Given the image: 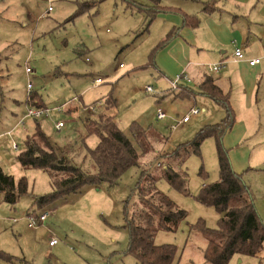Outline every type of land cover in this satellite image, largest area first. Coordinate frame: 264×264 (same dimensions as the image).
<instances>
[{
  "label": "rangeland",
  "instance_id": "374dc122",
  "mask_svg": "<svg viewBox=\"0 0 264 264\" xmlns=\"http://www.w3.org/2000/svg\"><path fill=\"white\" fill-rule=\"evenodd\" d=\"M83 1L86 0H52V10L47 12L45 0H0V166L15 178L24 175L28 190L13 205L3 201L0 194V251L12 256L9 260L0 259V264H137L126 251L129 233L123 204L129 198L130 206L136 199L132 191L139 177L137 166L127 169L113 186L101 184L95 189L86 186L68 195L57 203H64L61 208L52 206L53 214L43 223L28 226L26 211L31 207V195L52 190L45 170L21 167L16 160L33 121L26 119L25 126L11 137L6 134L24 111L29 81L31 91L41 95L47 105L62 104L73 97L80 101L71 103L69 111L47 120L44 132L59 145L74 142L84 134L82 123L89 114L82 106L101 101L97 109L101 110L103 96L115 99L113 113L126 135H130L132 121L143 127L152 126L168 136L162 145L165 150L190 139L200 126L211 121L200 124L204 115H198L185 126L168 131L171 118H180L193 100L167 97L157 104L156 93L144 90L145 85L155 88L160 83L149 60L169 29L164 20L155 18L149 22V17L139 8L140 4L152 5L154 1L101 0L80 12L79 3ZM164 1L160 4L168 5ZM25 65L31 68V73L25 72ZM96 78L101 81L95 83ZM206 101L214 106L209 99L198 98V107L205 109L203 114L209 111ZM157 105L166 111L165 120L153 119ZM216 108L223 112L221 107ZM58 119L65 122L59 132L53 127ZM11 138L18 145L16 150L12 149ZM96 142L95 135L86 138L89 147ZM79 153L84 152L82 149L72 152L77 162L81 160ZM151 157L144 156L142 163L149 165ZM260 165L264 167V161ZM150 167L156 173L155 166ZM184 169L185 192L171 188L163 180L158 187L186 210L187 216L175 231L157 230L154 242L174 244L180 255L176 264H208L203 259L204 236L189 227L198 219H203L208 227L217 225L214 208L200 204L195 197L202 184L218 178L215 142L205 140L200 153L186 160ZM246 180L264 191L263 169L256 170ZM51 238L57 241L53 248L48 245ZM257 260L256 256H237L229 264H255Z\"/></svg>",
  "mask_w": 264,
  "mask_h": 264
},
{
  "label": "trees",
  "instance_id": "16d2710c",
  "mask_svg": "<svg viewBox=\"0 0 264 264\" xmlns=\"http://www.w3.org/2000/svg\"><path fill=\"white\" fill-rule=\"evenodd\" d=\"M101 0H86L79 3V10L96 5ZM132 1V0H128ZM152 5L140 4L151 22L158 13H177L178 11L152 0ZM134 2V1H133ZM211 2L205 6L209 9ZM182 25L171 30L152 50L149 63L155 67V56L171 39L178 35L183 26H195L198 18L182 15ZM176 97L192 95L190 88L178 86ZM199 93L213 99L225 110V117L218 123L205 125L198 129L187 141L177 144L171 150H161L167 136L152 126L143 127L135 121L129 125V136L118 126L113 113L115 99L104 97L103 109L95 112L84 121V134L72 143L59 145L35 124L26 135L23 148L17 153L16 160L21 167L45 170L50 179L52 190L42 195H31V207L27 214L36 215L60 199L80 191L85 186L99 188L101 184L113 186L122 174L132 166L139 167V177L132 195L136 199L124 201L125 227L129 233L126 251L133 255L137 264H176L179 252L174 244H156L157 230L175 231L187 216L186 210L179 208L167 194L162 192L158 183L165 181L171 188L186 191L187 173L184 165L189 156L199 154L204 140L213 138L218 164V178L204 184L196 194V200L205 206L213 207L218 214L216 227H208L203 219L190 225V230L200 232L206 242L203 259L208 264H229L235 254L255 256L264 242V223L256 209L250 186L243 174L236 173L230 164L227 149L222 137L233 122V115L226 95L218 88L211 76H206L200 84ZM25 103L44 106L39 94L31 91ZM90 119V120H89ZM95 135L98 139L94 147L86 144V138ZM83 150L79 162L73 159L72 152ZM151 155L149 165L142 163L144 156ZM143 164V165H142ZM154 165L151 168L150 165ZM153 169V170H152ZM27 179L23 175L15 178L0 166V194L3 201L13 205L27 194ZM0 251V258L11 259Z\"/></svg>",
  "mask_w": 264,
  "mask_h": 264
},
{
  "label": "crops",
  "instance_id": "0c3cea01",
  "mask_svg": "<svg viewBox=\"0 0 264 264\" xmlns=\"http://www.w3.org/2000/svg\"><path fill=\"white\" fill-rule=\"evenodd\" d=\"M164 2L168 4L164 6L178 11L177 13H158L155 16V18L168 23L169 29L167 33L182 25L183 14L196 16L198 24L181 27L178 30V35L157 52L154 60L156 65L154 69L157 71L160 83H158L157 87H153L155 89L154 93H156V103L160 104L167 97L171 100L175 98L193 100L189 107L190 110L192 107H198V98L209 99L214 106H211L206 101L209 111L203 114L205 111L203 108L199 114L191 118L204 115L200 118V124L207 120L214 122L204 123L200 128L205 125L218 123L225 117L224 108L210 97L199 93L200 84L206 76H211L214 79L215 85L226 95L234 119L231 128L222 137V144L227 149L232 169L236 173L243 174L245 181L255 194L254 203L264 223V191H260V189H257L246 180L256 170H264L263 165H260L264 161L262 159L264 158V60L256 66H249L246 60L235 61L232 58V52L236 47L242 48L245 58L261 55L264 41V0H165ZM208 2H211L212 5H209V9H205ZM217 62H223L219 70L209 72L206 69L207 64ZM180 72H185L190 77L188 81L179 83L180 86L192 90V95L188 97H176L178 89L171 90L168 84V80ZM104 97L101 99L104 100ZM39 98L43 105H47L41 95H39ZM25 106L26 103L24 111ZM217 106L221 107L223 112L218 110ZM157 107H161L164 110L160 105H157ZM164 112L166 113L165 110ZM152 116L155 119V111ZM86 117L88 118V116ZM178 119L171 118L166 130L169 131L171 124ZM31 120L33 121V124H31L32 130L34 125L37 124L44 131L47 126L46 123H48L47 120L52 119ZM189 121L180 123L175 129L181 125L185 126ZM21 127H17L14 131ZM55 130L59 132L61 129ZM209 139L214 142L213 138H207L206 140ZM12 140L15 141L11 138ZM62 144L65 143L62 142ZM164 147L165 145L161 147V150H165ZM89 187L95 189L93 186ZM63 200L60 199L59 201ZM59 201L53 204L56 205V209L61 208L64 204L63 202L57 204ZM53 205L44 210H50L52 215L54 211ZM26 215L28 216L27 211ZM56 245L57 242L52 246L49 245V247L53 248ZM237 256L246 255L235 254L232 259ZM255 256L258 259L255 264H264V242ZM0 259L6 260V258ZM237 259L241 261V259L245 258Z\"/></svg>",
  "mask_w": 264,
  "mask_h": 264
},
{
  "label": "built area",
  "instance_id": "2783aa9c",
  "mask_svg": "<svg viewBox=\"0 0 264 264\" xmlns=\"http://www.w3.org/2000/svg\"><path fill=\"white\" fill-rule=\"evenodd\" d=\"M45 1H47V3H48L47 7H46V11L47 12L51 11L52 10V4H51L52 0H45ZM232 58L235 61L246 60L249 66H256V65L260 64L262 62V60H264V41H263V48H262L260 56L253 57V58H245V54H244L242 48L236 47V48H234V50L232 52ZM86 60H88V59H86ZM222 64H223V62L210 63V64L206 65V69L209 72L217 71L220 69ZM25 72L27 74L31 73V68L29 66H25ZM189 79H190V77L188 76V74H186L185 72H180V73L176 74L173 78L168 80V84H169L171 90H176L181 81H188ZM100 81H101L100 78L95 79V83H99ZM31 90H32V82L29 81L26 85V95H28L31 92ZM144 90L148 93H154L155 92V89L153 88L152 85H145ZM73 102L80 103V101L77 97H73V98L69 99L68 101H66L62 104H58V105H51V106L44 105V106L38 107V106H32V105L26 104L25 111L23 112L21 117L18 119L16 124L9 131H7L6 134L11 137L12 133L14 132V130L17 127L24 126L26 119H33V120L52 119L53 120L54 115H59V114H62L64 112L69 111V108H71V105H72L71 103H73ZM101 104H102L101 101H96L95 103H92L89 105H83L82 108H83V110H85L89 114V117H91V115L95 114V111L97 110V108L99 106H101ZM200 112H201V110L198 107L190 108V110L185 115H183L178 120H175V122L173 124H171V126H170L171 129H175L180 123H185V122L189 121L191 117L196 116ZM166 117H167V114L164 112V110L161 107H157L155 109V119L157 121L164 120ZM53 124H54L55 129L59 130V129L63 128L65 122L61 119L60 120L58 119ZM11 144H12V149L16 150L18 148V145L15 141L12 140ZM50 213H51L50 210H44V211L36 214L35 216H37V217L29 215L28 226L34 227L37 225V223H43ZM56 242H57L56 239L51 238L49 240L48 244L50 246H52V245L56 244Z\"/></svg>",
  "mask_w": 264,
  "mask_h": 264
}]
</instances>
